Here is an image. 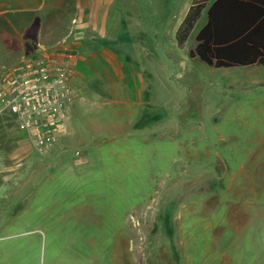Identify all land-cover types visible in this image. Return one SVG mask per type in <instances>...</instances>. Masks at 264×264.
Listing matches in <instances>:
<instances>
[{"label":"rangeland","instance_id":"374dc122","mask_svg":"<svg viewBox=\"0 0 264 264\" xmlns=\"http://www.w3.org/2000/svg\"><path fill=\"white\" fill-rule=\"evenodd\" d=\"M189 2L104 5L108 35L81 39L54 143L34 147L7 114L0 264H264V66L191 57L206 12L178 46ZM74 13V0H0V77L28 43L68 36ZM16 136L30 145L19 160Z\"/></svg>","mask_w":264,"mask_h":264},{"label":"built area","instance_id":"2783aa9c","mask_svg":"<svg viewBox=\"0 0 264 264\" xmlns=\"http://www.w3.org/2000/svg\"><path fill=\"white\" fill-rule=\"evenodd\" d=\"M60 47L21 56L0 77V115L14 116L36 148L56 141L73 102L76 56L69 46Z\"/></svg>","mask_w":264,"mask_h":264},{"label":"trees","instance_id":"16d2710c","mask_svg":"<svg viewBox=\"0 0 264 264\" xmlns=\"http://www.w3.org/2000/svg\"><path fill=\"white\" fill-rule=\"evenodd\" d=\"M209 0H193L178 27L183 46ZM191 57L215 68L264 66V0H214Z\"/></svg>","mask_w":264,"mask_h":264},{"label":"crops","instance_id":"0c3cea01","mask_svg":"<svg viewBox=\"0 0 264 264\" xmlns=\"http://www.w3.org/2000/svg\"><path fill=\"white\" fill-rule=\"evenodd\" d=\"M213 1L214 0H209L207 6L202 10L199 19L201 18L202 13L206 12V20H207V9ZM108 2H110V0H74V12H75L74 13L75 14L74 23L75 24H73L72 27H70L71 30L72 29L74 30V34L72 35V39L69 40V37L71 36L70 34H72V31L70 30V33L68 36H65L60 41H56V42L51 43L50 45H47V46L38 45L39 47H35L36 49H32L34 46L32 44L28 43V45H27L28 47L26 46V49H27L26 54L27 53L29 54L31 52H34V54L42 53L44 51L46 52L47 50H54L55 48H58L61 45L62 46L66 45L72 49V52L76 56V61L78 62V60H80V56H81V53L78 52L80 44H81L80 43L81 39L82 40L88 39V38L91 39L90 40V46L94 47V42L98 36L108 35V24H106L108 13L104 7V5H106ZM192 2H193V0H190L189 4L185 8L184 13L182 15V18L178 24V27L180 26L181 22L185 18ZM33 8H34V6L31 5V8H30L31 11L35 10ZM114 24H115V26H118L119 22L117 21ZM35 29H36L35 25H31V27H30V29H28V31H34ZM111 29H113V26L110 27L109 30L111 31ZM176 31H177V29H176ZM9 47L11 49H15V50H19L22 48V46L20 44L9 45ZM30 49H32L33 51H31ZM101 54L105 55V58H107V57L110 58V60L113 57V56H109L107 53H101ZM253 66H263V65H253ZM8 118L9 117H8L7 113L6 114L3 113L0 115V129L4 128L5 129L4 130L5 135H9V138H11L10 131H9L10 130L9 125H10L11 121L9 119V122H8L7 121ZM15 139H16L17 148L15 150H13L8 155V157L12 158V159L19 160V159H22L24 157V152L30 145L27 142L26 138L16 136ZM9 171H10L9 168L5 169V170H0V172H9ZM5 189L6 188L4 186L0 185V195L5 193V191H6Z\"/></svg>","mask_w":264,"mask_h":264}]
</instances>
